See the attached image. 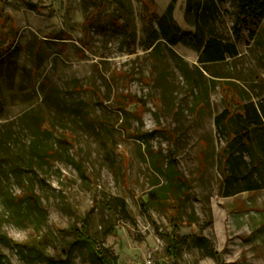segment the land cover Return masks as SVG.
Wrapping results in <instances>:
<instances>
[{
	"label": "rangeland",
	"instance_id": "1",
	"mask_svg": "<svg viewBox=\"0 0 264 264\" xmlns=\"http://www.w3.org/2000/svg\"><path fill=\"white\" fill-rule=\"evenodd\" d=\"M172 1L0 0L1 232L55 257L72 247L77 264H93L73 243L83 230L115 264H264L241 254L259 238L264 191L220 193L226 140L215 124L264 98V24L256 40L243 30L237 56L203 64L195 45L147 48ZM193 1L187 11L175 0L184 30L235 41L231 1ZM170 168L180 200L144 210ZM201 236L216 252L193 244ZM0 255L48 264L2 241Z\"/></svg>",
	"mask_w": 264,
	"mask_h": 264
},
{
	"label": "trees",
	"instance_id": "2",
	"mask_svg": "<svg viewBox=\"0 0 264 264\" xmlns=\"http://www.w3.org/2000/svg\"><path fill=\"white\" fill-rule=\"evenodd\" d=\"M187 11L195 4L193 0H187ZM231 1L234 5L235 17L233 22V34L235 41H228L215 35H207L201 25L195 23L196 33L192 37L190 32L184 30L174 18L175 0L167 7L166 11L158 18L160 26L158 31L153 33L148 47L156 48L160 42L168 45L183 43L189 46H197L199 61L203 64L221 62L228 57H235L239 54L236 41L242 37L243 30L247 29L250 38L254 39L264 19V0H221ZM198 5V4H197ZM198 7V6H197ZM209 8V5H206ZM192 38L195 39L192 42ZM186 63L183 62V65ZM183 68V67H182ZM215 124L219 133L226 142L222 148L223 161L221 164L222 181L219 183V191L223 196H234L245 191H256L264 189V98L255 102L251 98L245 100L236 111L229 108L224 109L216 115ZM33 148V144L30 145ZM15 172V171H14ZM167 183L160 185L158 189L148 192L147 199H142V207L149 211L150 204L157 201V198L179 201L180 184L178 175L173 169L165 173ZM16 176V175H15ZM20 181V176L17 175ZM32 198L33 193L30 191ZM11 201V202H10ZM11 211L18 212L15 199L11 198ZM15 204H13V203ZM18 206V205H17ZM0 241L15 246L21 255L28 262L38 259L48 264H77L72 256V247L62 257H55L46 251L42 241L17 242L0 231ZM81 243L92 253L93 264H115L104 247H100V240L86 232L78 233L73 243ZM196 247L209 250L210 254L215 251L212 242L208 237H196L193 241ZM173 246V256L177 252V245ZM217 254V253H216ZM2 264H11L0 255Z\"/></svg>",
	"mask_w": 264,
	"mask_h": 264
},
{
	"label": "crops",
	"instance_id": "3",
	"mask_svg": "<svg viewBox=\"0 0 264 264\" xmlns=\"http://www.w3.org/2000/svg\"><path fill=\"white\" fill-rule=\"evenodd\" d=\"M263 24H264V19H263L262 24H261V26H260V28H259V30H258V32H257V34L253 40H256V38H258L260 36ZM257 191H264V189L256 190V191H245V192H257ZM263 199H264V196H263ZM256 206L259 207V211L261 213V219L259 220L260 225H261V232H260L259 238H254L253 240L248 241V244L252 249L245 250L241 254L245 258L256 257V258L264 259V200L257 202ZM216 216H217V213H216ZM236 225L238 227H242L241 222L236 223Z\"/></svg>",
	"mask_w": 264,
	"mask_h": 264
},
{
	"label": "built area",
	"instance_id": "4",
	"mask_svg": "<svg viewBox=\"0 0 264 264\" xmlns=\"http://www.w3.org/2000/svg\"><path fill=\"white\" fill-rule=\"evenodd\" d=\"M149 264H151V263H149Z\"/></svg>",
	"mask_w": 264,
	"mask_h": 264
}]
</instances>
